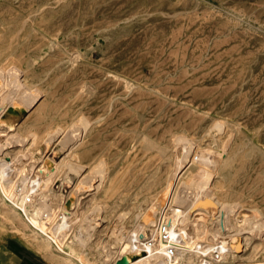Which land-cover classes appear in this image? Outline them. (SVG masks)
Here are the masks:
<instances>
[{"label": "rangeland", "instance_id": "obj_1", "mask_svg": "<svg viewBox=\"0 0 264 264\" xmlns=\"http://www.w3.org/2000/svg\"><path fill=\"white\" fill-rule=\"evenodd\" d=\"M16 30V41L38 55L20 62L18 78L2 58L0 83L12 99L4 76L38 94L29 96L32 110L8 155L16 164L22 154L37 162L50 152L53 167L82 137L79 178L91 188L74 231H84L93 211L100 215L90 258L103 240L117 251V233H131L142 208L173 183L170 215L184 207L181 198L211 196L243 204L237 224L252 207L264 213V0H0V43L10 44ZM16 219L0 200V264L27 263L21 244H4L29 242ZM240 240L223 264H264V236Z\"/></svg>", "mask_w": 264, "mask_h": 264}, {"label": "bare ground", "instance_id": "obj_2", "mask_svg": "<svg viewBox=\"0 0 264 264\" xmlns=\"http://www.w3.org/2000/svg\"><path fill=\"white\" fill-rule=\"evenodd\" d=\"M32 14L35 15L31 19H36L38 14L36 12ZM49 28L52 29L51 26ZM18 30L10 35V44L6 46L0 43V60L4 57L7 58L5 60L11 64L7 70L14 78L19 77L20 62L37 56L39 51L38 48L31 50L32 47L27 46L26 43L19 44L16 41L19 35ZM49 41L51 39L44 40L42 44L44 45ZM9 47L12 48L8 49ZM25 54L27 55L26 58L23 57ZM4 78L13 87L15 97L12 99L11 89L8 85L0 83V136L3 135L4 138V142L0 141V159L8 155V148L15 141L13 136L16 137L17 126L29 114L17 123L13 132L10 129L11 123L7 121L9 119L6 120L1 115L8 107L23 106L30 112L32 106L29 96L38 94V91L33 92L31 88H27L26 94L23 87H16L5 76ZM53 138V135H49L43 140L50 146ZM68 138L70 142L71 136L69 135ZM81 139L82 137L78 138L73 146L69 144L68 151L61 160L52 159L55 164L53 167H47L43 158V164L31 179V184L22 198L20 196L17 199L10 198L9 193L12 191V187L6 183L5 176H0V200L6 208L17 214L19 236L29 239L27 243L18 239L12 246L17 248L18 244H21L28 258H39L40 264H110L113 260L118 262L124 256L130 258L129 255H137L136 258H131L127 264H223L230 253L236 248L238 249L240 238L244 234L252 232L253 235L264 236V213L261 209L252 207L253 213L251 215L246 214L244 222L237 224L243 204H234L229 200L220 201L214 196L190 204H187L188 201L185 198H181V205L184 207L176 215H170L171 208L177 202L176 185L173 183L162 189L151 202L147 200L149 202L147 207H141L142 211L137 214V224L131 233L122 237L117 236V233L114 239L115 244L118 245L117 251H114L115 247L106 245L103 240L101 245L96 247L99 256L97 255L94 259L90 258L86 249L93 243L92 237L100 226L97 221L100 215L93 211L86 218L87 226L84 231H74L75 225H77L75 218L80 212L81 197L90 187L86 178L81 180L79 178L85 170V166L76 157V149L79 147L78 142ZM24 156L22 154L21 159ZM73 174L78 176L74 182L72 180ZM21 176L20 173L17 179H20ZM60 180L62 183L60 188L56 190L54 183ZM65 183L71 186V191L68 193L61 191ZM32 190L35 191V197L28 202L26 195ZM70 196L75 199L73 208H68L65 205V201ZM166 218L170 220L173 227L178 229L182 239L181 246L175 256H169L164 250L163 244L157 239H155V243L151 244L144 241L146 236L150 234L152 236L157 235V226ZM48 220H50L49 223ZM31 232L32 234H30ZM259 242L255 246L253 245L255 249L260 247L262 241ZM216 251L220 253L218 258L215 256Z\"/></svg>", "mask_w": 264, "mask_h": 264}, {"label": "built area", "instance_id": "obj_3", "mask_svg": "<svg viewBox=\"0 0 264 264\" xmlns=\"http://www.w3.org/2000/svg\"><path fill=\"white\" fill-rule=\"evenodd\" d=\"M9 108V107H8ZM8 108L3 112L1 117H4ZM49 155L44 156L45 161L49 159L51 153L48 152ZM30 156H24L20 162L14 164L12 157L7 155L0 159V176H5L6 183L12 187V191L9 193L10 198L17 199L18 196L21 198L25 195V191L28 186L31 184V179L35 176V174L39 171L40 165L43 164L42 160L35 161L29 158ZM22 174L20 179H17L18 176ZM26 179V180H25ZM55 184V183H54ZM57 184V183H56ZM59 189V185L57 187ZM64 190L62 186L61 191ZM35 191H31L26 195V200L32 201V198L35 196ZM71 196L65 201V205L70 200ZM155 239L161 242L164 246V250L169 256H175L181 246L182 239L180 236V232L177 228L173 227L172 223L168 218L163 219L159 225L157 226V235L146 236L144 239L147 243H155ZM219 252H215V256L219 257Z\"/></svg>", "mask_w": 264, "mask_h": 264}, {"label": "crops", "instance_id": "obj_4", "mask_svg": "<svg viewBox=\"0 0 264 264\" xmlns=\"http://www.w3.org/2000/svg\"><path fill=\"white\" fill-rule=\"evenodd\" d=\"M18 107H10V108H8V110H7V112L5 113V115H4V118L7 120V119H9V120H7L9 123H10V121L12 120V122L11 123H18L19 121H21L23 118H24V116H25V111H26V108H23V106H19V108L21 109V112H18L16 109H17ZM17 111L16 113H14L13 115H7L8 113H10L11 111ZM22 115V116H21ZM5 241V240H4ZM6 246L7 245H13L12 243H10V242H7V241H5V243H4ZM9 248V247H8ZM10 250L11 251H16L17 249L16 248H14L13 246H11V248H10ZM22 252V255L23 256H25L26 258H27V263L26 264H37L36 262H34V263H31L30 261L32 260L31 258H28L27 257V255L25 254V252L23 251V249L21 250ZM38 264H40V263H38Z\"/></svg>", "mask_w": 264, "mask_h": 264}, {"label": "water", "instance_id": "obj_5", "mask_svg": "<svg viewBox=\"0 0 264 264\" xmlns=\"http://www.w3.org/2000/svg\"><path fill=\"white\" fill-rule=\"evenodd\" d=\"M131 261V258H129L128 256H124L123 258H121L120 260H118L117 264H127Z\"/></svg>", "mask_w": 264, "mask_h": 264}]
</instances>
